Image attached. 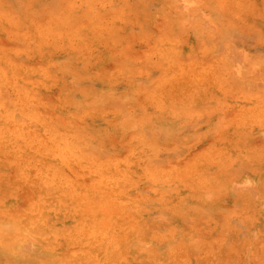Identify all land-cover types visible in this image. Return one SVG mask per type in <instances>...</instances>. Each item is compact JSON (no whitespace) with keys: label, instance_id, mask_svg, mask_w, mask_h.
Returning <instances> with one entry per match:
<instances>
[{"label":"rangeland","instance_id":"374dc122","mask_svg":"<svg viewBox=\"0 0 264 264\" xmlns=\"http://www.w3.org/2000/svg\"><path fill=\"white\" fill-rule=\"evenodd\" d=\"M0 264H264V0H0Z\"/></svg>","mask_w":264,"mask_h":264},{"label":"bare ground","instance_id":"6f19581e","mask_svg":"<svg viewBox=\"0 0 264 264\" xmlns=\"http://www.w3.org/2000/svg\"><path fill=\"white\" fill-rule=\"evenodd\" d=\"M17 225V224H16ZM13 226V225H12ZM82 226V225H81ZM115 228V227H114ZM8 231V230H7ZM81 243V242H80ZM125 244V243H124ZM111 247V246H110ZM113 250V249H112ZM22 257V256H21ZM23 258V257H22ZM6 259V258H5Z\"/></svg>","mask_w":264,"mask_h":264}]
</instances>
